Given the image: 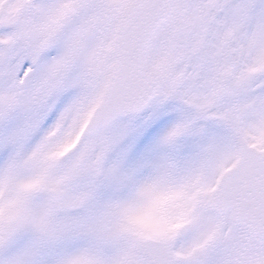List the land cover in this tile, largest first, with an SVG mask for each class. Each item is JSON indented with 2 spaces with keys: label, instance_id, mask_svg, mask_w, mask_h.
I'll return each mask as SVG.
<instances>
[{
  "label": "snow or ice",
  "instance_id": "6c2138e0",
  "mask_svg": "<svg viewBox=\"0 0 264 264\" xmlns=\"http://www.w3.org/2000/svg\"><path fill=\"white\" fill-rule=\"evenodd\" d=\"M0 264H264V0H0Z\"/></svg>",
  "mask_w": 264,
  "mask_h": 264
}]
</instances>
